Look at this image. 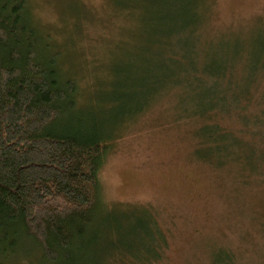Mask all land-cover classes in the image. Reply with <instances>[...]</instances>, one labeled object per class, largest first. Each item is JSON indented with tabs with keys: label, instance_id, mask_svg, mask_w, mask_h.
Wrapping results in <instances>:
<instances>
[{
	"label": "rangeland",
	"instance_id": "374dc122",
	"mask_svg": "<svg viewBox=\"0 0 264 264\" xmlns=\"http://www.w3.org/2000/svg\"><path fill=\"white\" fill-rule=\"evenodd\" d=\"M27 1L48 43L61 51L64 74L79 80L81 109L103 123L109 121L104 110L125 113L110 129L106 125L111 141L99 184L107 210L97 215L91 251L78 264H120L113 259L117 251L123 264H264V171L245 178L202 162L198 124L181 119L192 114L193 95L183 98L181 87L160 86L154 75L161 52L156 45L141 48L151 38L144 11L128 12L129 0ZM206 2L200 38L217 40L221 49L226 41L234 49L246 40L253 56L240 68L259 67L264 0ZM135 53L134 67L123 75H136L130 81L136 89L119 99L116 67ZM253 89L264 91V77ZM249 109L259 112L260 106ZM225 123L235 132L240 127ZM17 254L4 264H50L32 243Z\"/></svg>",
	"mask_w": 264,
	"mask_h": 264
},
{
	"label": "trees",
	"instance_id": "16d2710c",
	"mask_svg": "<svg viewBox=\"0 0 264 264\" xmlns=\"http://www.w3.org/2000/svg\"><path fill=\"white\" fill-rule=\"evenodd\" d=\"M205 2L129 0L124 7L144 11L151 38L141 48L156 45L162 58L154 79L181 87L183 98L193 95L192 114L181 119L198 124L202 162L247 178L264 171V91L253 89L264 77V40L256 53L260 66L240 68L244 57L253 56L252 45L240 40L231 49L226 41L221 49L217 40L201 39ZM60 53L33 20L27 0H0V264L31 243L47 263L82 262L97 215L107 210L99 184L111 141L106 125L110 129L125 113L104 110V123L86 114L79 80L64 74ZM135 58L116 67L119 99L136 89L130 85L136 75H123ZM252 104L260 111L249 109ZM228 120L239 124L237 132L225 125ZM118 254L123 256L117 251L113 259L123 264Z\"/></svg>",
	"mask_w": 264,
	"mask_h": 264
}]
</instances>
